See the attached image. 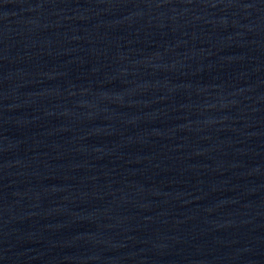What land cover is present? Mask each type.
I'll list each match as a JSON object with an SVG mask.
<instances>
[{
  "label": "water",
  "instance_id": "95a60500",
  "mask_svg": "<svg viewBox=\"0 0 264 264\" xmlns=\"http://www.w3.org/2000/svg\"><path fill=\"white\" fill-rule=\"evenodd\" d=\"M0 264H264V0H0Z\"/></svg>",
  "mask_w": 264,
  "mask_h": 264
}]
</instances>
